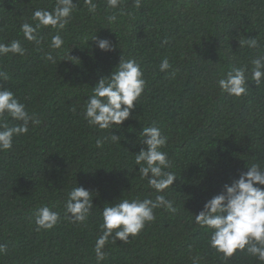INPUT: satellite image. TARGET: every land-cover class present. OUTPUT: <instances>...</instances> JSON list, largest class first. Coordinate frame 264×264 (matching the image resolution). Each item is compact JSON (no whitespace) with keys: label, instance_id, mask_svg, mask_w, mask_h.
<instances>
[{"label":"trees","instance_id":"16d2710c","mask_svg":"<svg viewBox=\"0 0 264 264\" xmlns=\"http://www.w3.org/2000/svg\"><path fill=\"white\" fill-rule=\"evenodd\" d=\"M73 2L77 6L60 30L65 43L53 50L49 43L58 30L41 28L37 45L24 38L21 25L34 26L33 10L51 11L56 0H0V43L20 40L26 50L0 56V71L9 77L0 87L11 89L40 121L0 152V244L7 245L0 264H264L240 250L225 258L209 246L210 230L193 216L240 171L252 163L264 167V81L251 79V61L264 55V0H142L139 9L134 0H122L111 10L106 0H93L95 14L83 0ZM109 15L116 21L110 24ZM95 35L109 39L113 49H98L89 40ZM248 38L259 47H240ZM49 52L57 64L46 59ZM120 56L142 66L146 86L130 116L112 129L119 143L97 146L111 129L89 126L84 105ZM164 58L171 68L161 71ZM233 67L248 69L246 95L229 96L217 85ZM5 122L20 123L10 117ZM153 122L168 137L161 149L170 164L165 171L176 174L163 193L140 178L134 159L144 147L138 134ZM75 186L93 192L91 214L82 223L64 211ZM158 194L172 200L176 212L155 209V220L127 243L110 238L97 261L102 208L118 198ZM45 205L60 220L37 230L33 213Z\"/></svg>","mask_w":264,"mask_h":264},{"label":"clouds","instance_id":"9594fccd","mask_svg":"<svg viewBox=\"0 0 264 264\" xmlns=\"http://www.w3.org/2000/svg\"><path fill=\"white\" fill-rule=\"evenodd\" d=\"M88 11L95 14L97 4L93 0H83ZM122 0H106V9H119ZM142 0H134V7L139 9ZM73 0H56L55 7L47 9H35L32 12V20L35 25L25 22L21 25V31L26 40L39 45L42 37L39 30L44 27L58 30L51 37L49 47L53 50L61 49L64 38L60 30L65 29L69 23L73 10L76 8ZM117 19L116 15H109L111 24ZM101 51H111L114 45L107 38H99L96 35L89 39ZM87 40V41H89ZM163 43H167L164 41ZM239 46L258 48L259 43L254 38L239 41ZM25 48L20 40H12L10 43H0V56L9 54L23 56ZM69 56V52L67 53ZM46 59L57 64L56 57L49 52ZM72 60L69 58H63ZM61 60V59H60ZM251 79L256 85L264 81V55H259L251 61ZM159 68L166 71L171 68L169 60L164 58ZM245 67H233L231 71L217 80V85L222 93L229 96L240 97L247 94L248 77ZM173 76L175 72L171 73ZM8 74L0 71V80H8ZM146 80L142 66L135 59H123L120 56L118 64L108 76L101 77L92 87V94L87 97L84 105L83 118L89 126L100 130L111 129V136L97 139V146H101L105 140L120 141V136L113 134V128H119L127 119L131 110L144 92ZM10 117L20 123L8 126L5 122ZM39 124L35 113L30 114L23 103L15 96V93L5 87H0V152L8 151L13 147V137L26 134L29 124ZM139 135V143L144 145L134 153L135 165L139 166L138 173L141 179H146L150 188L156 193H163L171 188L176 174L165 171L170 167L168 155L161 151L166 146L168 137L162 135L160 128L153 122L144 126ZM264 167L258 163H252L246 171H240L238 178L231 183H225L222 191L207 199L202 209L194 216V221L202 228L210 230L209 246L225 258L235 254L237 250L246 251L264 262ZM92 193L84 187H73L66 194L64 211L73 222H84L91 214L93 208ZM163 208L173 213V201L166 199L165 195L158 194L151 198H118L101 211L100 228L101 235L96 239L94 251L97 261L105 257L104 246L117 239L127 243L129 237L140 233L146 223L155 220L154 210ZM37 230H50L60 220V214L51 210L48 206H42L33 213ZM7 245L0 244V255L6 253Z\"/></svg>","mask_w":264,"mask_h":264}]
</instances>
